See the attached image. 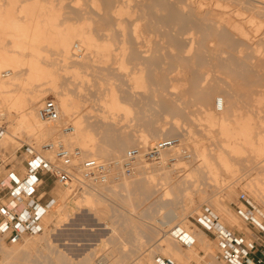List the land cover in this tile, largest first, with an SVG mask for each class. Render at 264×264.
Segmentation results:
<instances>
[{
	"label": "rangeland",
	"instance_id": "1",
	"mask_svg": "<svg viewBox=\"0 0 264 264\" xmlns=\"http://www.w3.org/2000/svg\"><path fill=\"white\" fill-rule=\"evenodd\" d=\"M5 1L6 0H0V3L2 2V4L5 5L7 4L8 0L6 1V3ZM24 1L22 2L24 3ZM26 1L28 2V0ZM26 1L25 3H27ZM56 1L58 4L56 3ZM65 1L66 0H54L55 3H53V0H43L41 3L42 5H44L43 3H46L47 6L49 5V3L53 5L55 4V7H59H56V9L57 11L60 10V15H62V12L66 11L65 14L61 16L62 18L59 17L61 19V22L69 21L70 23L67 22L68 24L79 25V23L82 24V22L84 23V21H86V24H92H89V28L87 27V29L85 30L94 36L93 38L95 39L97 44L102 43V41L104 40L108 42L110 48L106 52L96 51L93 49L86 50L84 47L76 43V46L79 47L82 51V54L79 56V58L83 56L81 57V59L83 60L80 61H89L91 64L86 62L87 65L84 68L83 66H85V64H82L83 62L81 63V66L79 65L80 61L71 60L75 62L74 67L79 65L77 67V70L79 69L78 75H80V77L82 78H80L79 76L76 77L74 74H72L70 68H67L69 69V71L67 70V72L64 71L65 69H63V66L61 65L52 68V72L54 74L57 73L58 75L57 84L59 85H57V90L55 91H53L52 89L50 90V88L52 87L48 88L49 85L47 84L43 86L40 83H38L39 85L33 83V89L37 90L38 88H42L40 90H43L45 93H43L44 98L42 99L37 111L46 99H52L58 105L56 101L58 93L61 94L62 92L63 94L64 91L65 94H68L71 91L69 95L73 96V98L76 99L79 105L78 107L81 110L78 111H80L81 117L84 121V125L89 126L96 132V152L99 154H104V157H102V161L120 159L127 149L134 146H143L144 148L151 146L155 142L160 140L158 138H154L158 135L165 136L164 139L176 138L179 140V145L176 148L172 149L174 151L170 150L162 154L161 158L164 157L167 160V163H165V165L163 162L159 165L150 161L143 160L141 165H144L145 163L146 165H149L148 169H146L145 171L144 169H138V166H136L135 174L133 176L123 177L121 179L119 178V180L115 184H111L109 182L106 185L100 184L99 186H91V188L86 190L88 192L90 191L91 193H93L92 195H94L90 197L89 203L81 201L73 202L74 199L78 200L81 198L80 195L82 194V192L79 194H75L74 192H72L68 196V205L65 208V217L62 222H60L57 226H52V224H47L49 220H44L45 233L43 232V234H40L41 236L38 235L39 237L34 236L35 238H25L23 241H20L19 245H21V251H24L26 248H28L26 249L27 251L25 250V252H23L25 255H27L25 257V255L23 256L21 252V260H18L14 263L79 264L81 263V259H84L86 264H98V262L102 264H147L148 262L150 264H154V260L156 257L169 258L163 255L158 250V244L161 238L165 239L173 247V249L179 253L181 258L189 256L190 253L195 256L194 253L196 252L199 257L196 256V260H192L191 264H218L215 261V243L212 242V238L206 230L207 227L200 220L201 207H210L220 217L224 225H227V227L233 228L240 233H245L250 227L237 216L238 209H242V206L238 202L239 194L245 193L252 206L254 208H257V210L263 214L264 202L255 199L250 193H248V191L244 187L246 183L245 179L247 177H255V170L244 173V171H247L248 168L239 161L236 163H230V166L226 169H223L220 163V166L217 164V160L215 158L216 156L213 154H216V152L220 151L225 152L226 154L227 149L223 151L224 149L222 147V149L220 150L222 142L218 140L217 136L215 139L214 136L216 134L205 133L206 131L204 130L208 129V126L205 127L206 123L204 120V115L208 112L207 110H211L210 115L212 117V123L215 124V129L219 128L218 125H220L221 123L228 127L237 129L239 126H242L244 124L243 120L249 119L251 124L253 142L257 144V135L264 137V65H262L264 64V5L259 3L258 6H260V4L262 6L258 7L256 6L257 2L255 3L254 1V3H251V1L253 2V0H233L234 2H232V0H193L192 3L195 5H191L190 2L187 3L188 0H117L119 2H117L116 0H92V2L91 0H79L78 2L76 0ZM86 1H89L90 3ZM96 1H98V3H96ZM215 1L216 3L217 1L218 3L221 2L224 7L226 6L225 9L227 10L228 8L227 13H230V15L232 14L234 16L239 12V14L241 15V21L240 18H238V15L234 17L231 16L229 18V21H231V23L228 20L226 21V23L228 22L234 25L236 22L238 23L240 21V23H242L243 30L247 33V38L249 37V39L243 38L242 35L241 37L238 36L239 33L236 34V30L234 29L233 31L230 24H228V26L225 23H222L218 26V24H215V22H212L210 19V21L207 20L209 18L207 10L214 7ZM239 1L244 5H242V3H239ZM259 1L264 2V0ZM19 2L21 3V0ZM114 2L116 3L114 4ZM199 2L202 4V6L204 5L205 7H203L204 9L202 8L203 18L201 16H197L196 12L194 13V10L196 9ZM124 4L126 7L124 6ZM207 4H210V7H208ZM96 5H98L100 8ZM109 6H111L112 8L115 6V9H112ZM103 7L106 9V11H104L105 9H103ZM224 7H222L221 9H224ZM255 7L261 9L259 10L257 8V11ZM95 8L98 13H96V11L94 10ZM98 8L100 10V13ZM109 8L112 10V13L114 11H118L119 9H124V11H122L123 15H121L122 13L120 14L121 16L116 15L114 14L115 12L113 14H111L110 12L109 14V11H111ZM246 8H248V10ZM75 10L76 12H78L79 10L78 15ZM235 10L237 11L236 13ZM125 11H127V13H125ZM219 11V9L215 10L214 19L216 16H220ZM254 11L256 12L254 13ZM71 12L75 13L73 16L76 19L71 16L73 14ZM87 12H93V14H88ZM105 12L108 14V17H106L107 14ZM257 12L260 13L256 15ZM242 13L243 15H245V17L242 15ZM99 14H102V16H99ZM126 14L127 16L129 15V20ZM204 15L207 16V18ZM117 16L118 18H116ZM84 17V21L83 19H79ZM249 17H252L251 19L255 20L258 19L257 21H259L260 24V26L258 25V29H256V23H258L257 21H254V26L252 23V25L250 23L248 24ZM201 19L203 20L201 21ZM115 20H118L117 22L119 25L117 24V22H115ZM216 20H218V17ZM110 23H113L114 26ZM99 25L101 27V31L104 29L102 32L98 31L100 29ZM117 25L119 26V29ZM135 25H138V27ZM96 26H98L99 29L96 28ZM208 26L210 27L209 29ZM248 27L250 30L248 29ZM140 30L142 31L140 32L141 34L139 33ZM187 32H190L193 35H188ZM225 32L227 33V35ZM143 33H145L146 35H142ZM213 33H215V36ZM229 34L235 35V37L232 35L230 36ZM144 36L146 37L144 38ZM189 36H191V38H189ZM221 36L223 37L222 40ZM216 38L218 39V41ZM228 38L229 40H227ZM237 39L239 40L237 41ZM147 40L149 43H147ZM191 41L194 43H192ZM145 42L148 46H145ZM225 42L228 43L225 44ZM210 44H213L211 45L212 47L210 46ZM220 44H222L223 47ZM46 46L44 47L48 48V46ZM188 46L189 49L187 51ZM214 47L217 50H215ZM241 47L244 49L242 50ZM210 48L213 49L210 50ZM50 49L51 50L49 51H51L52 53H49L48 49H45L48 52H42L44 56H46V54L48 53L47 58H50L53 55V52H55V50L53 51L51 47ZM184 50H186L188 53ZM193 50L194 52H192ZM258 50L260 52H258ZM50 54L52 55L50 56ZM103 55L109 56V62H107L106 65L102 64ZM54 56L58 57V55L56 54ZM54 56H52L51 58L56 59V57L54 58ZM121 58H124L123 62L126 66V72H118L117 70V66L119 64L118 62H120ZM189 58L192 59L190 60ZM181 59L183 61L184 59L187 60L183 62ZM137 60L141 61L139 62ZM189 61H193L191 63L193 66L189 64ZM182 62L184 65L182 64ZM185 63H188L191 66ZM108 64L109 67L105 68L108 66ZM156 64H158L160 67H158V65ZM171 64L174 66H171ZM175 64L177 67L178 64H180L179 67L182 65L181 69L189 66L186 69L184 68L188 73H185L187 74L185 76H188L189 72L193 70L192 72H194V76L192 75V72H190V77H200L196 80H194V78L192 77L193 79L191 78L192 80L190 81V78L188 76L189 80H186L184 82L182 81L185 85L187 83H190L187 84V86H184V84L178 80L173 81L172 83L170 82L172 85H174L175 83L176 88L179 87L178 89H180V91H177L178 93L172 90L175 95L181 94L182 96H187H185V98L183 97L184 99L180 102H171L168 106L164 101L165 95L167 94L166 91L168 90L167 88L169 87H165V89L164 86L167 84L168 86L170 85L169 81L166 82V84L165 81H167V79L169 80V78H174L171 75L177 76V72L180 68L177 70V72H175ZM69 65L71 66V64ZM140 65L141 67H138ZM256 66L258 68H260V66L261 68H263L257 69ZM190 67H193V69ZM166 68L167 71H165ZM188 68H190V70H188ZM169 69L172 71L170 73V77L168 78V72H170ZM198 69H203L201 70V74L203 72L206 73H204L202 76L200 72H197ZM153 70H155L156 72ZM160 70L162 72L165 71V76H156L155 74V77H165V80L162 79L165 84H163L164 86H158L157 82H153L155 78L154 73H162L160 72ZM183 72L186 71L183 70ZM259 72L263 75L261 74L260 76ZM4 74L6 73H3V75ZM196 74L198 75L195 76ZM178 76L177 77L179 78V80H181L180 75ZM74 77L78 79L76 80V78ZM130 77H141L142 84H144L142 85L143 87L131 90L130 86H132V83L130 84ZM73 79L75 80L73 81ZM155 79L157 81V78ZM200 80H202V83ZM127 81L129 82L127 83ZM179 83H182L181 87L183 88H180V85L177 86V84ZM70 85L72 87H70ZM111 89H115L120 95L131 93L130 95L133 96L132 103H130L132 106L129 107L130 114L126 117L120 114L116 125L112 123V119L103 120V116L100 115L102 111H104V103L107 100L105 94ZM122 91H124L125 93H122ZM171 93L172 92H170V95ZM175 95L172 97H176ZM217 98L222 99V111L226 113L225 115H220L221 111L219 112V110L215 109L214 102ZM61 118L62 116L60 115V119ZM62 122H64V124L68 123L66 121ZM238 123L241 124L239 125ZM68 124L73 126L71 123ZM44 125L46 129H52L55 134L52 137L47 138L45 141L42 140L43 142H36L32 138L27 139L26 134L23 133V131H19L17 134H15L16 141L12 146L7 145L6 143H4L6 141L1 140L0 148L3 149V158L5 159V164H8L9 167L12 168L17 169V166H19V168L22 167L23 169L24 166L21 165V161L26 157L24 154V148H26L27 146H30L40 152L41 147H43V145L49 141H55L58 139L62 140L64 138L68 140L66 136L63 137L64 135L61 136V134H59L60 128L58 125H50V123H45ZM52 125L58 128L55 129L56 127H53ZM0 127L3 128L5 134H8L9 124L4 119V117L0 118ZM58 129L59 132H57ZM143 135L147 136L146 140L149 141L148 143H146V145L145 141L140 138ZM202 135H204V137ZM208 136L209 138H207ZM214 140L218 142H215ZM201 141L203 142V144L201 143ZM199 145H204L205 150L207 147H209V149L207 148V150H210L211 153L210 151L207 152V150L205 151V153L207 154L210 162H215L213 163V165H215V169H220L216 182L212 181V178L208 177L207 174H205L203 171H199L197 169V164L199 163H197L198 160L196 157L197 155L195 147ZM72 147L80 148L78 146ZM213 149H217L218 151L216 150L215 152V150ZM80 150L82 151L81 148ZM248 150L250 149L248 148ZM181 151L189 154L190 158H183ZM173 152L176 153L175 155L178 154V156H175ZM245 154L246 156L249 155L248 152ZM228 155L229 154L227 153L225 157H227ZM213 156H215V159L211 161ZM229 158L227 157V159ZM0 170L3 174H5V169L3 168V166H1ZM160 170H167L166 173H168L169 177H167V174H165V172L164 174L162 171L160 172ZM177 170L179 172H177ZM155 171L160 175L162 173L161 177L164 175L163 180L165 179V176L167 177L166 179L170 178V184L176 182L178 183V185L175 187L169 185L171 186L169 187L171 195L166 200H162L160 198L161 193L160 191H157L158 186L156 188L154 187V185H152L151 187H147L145 185V181L147 182V175L152 173L155 176ZM174 172L177 173L175 174ZM242 173H244L245 175ZM178 174L182 176L178 177ZM220 174L221 177L219 176ZM242 175L244 177L246 175L248 176L243 179ZM158 177L156 176L157 179L160 178ZM160 179L161 181H163L162 178ZM112 185L114 186L111 187ZM228 185H231L230 187H232L233 189H235L234 191H236L235 196L233 195L234 197H232L233 199H226L225 197L224 192ZM66 189L67 187H62L57 184L43 188L42 192L49 193V191H51L50 193L53 197H55L57 205H60L61 200L58 198V193H61ZM147 190H150V192H148ZM217 201H224L226 207L229 208L231 215L222 216L220 213H218L214 206L215 202ZM170 214L174 216V220L172 221V223H170L169 226H164L163 223H165L167 219L169 220V217L171 218ZM260 221L264 223V215ZM185 226H188V228L192 229L194 234L201 233L202 235H204V245L206 246H200V243L196 241L193 246H195L197 250L195 252H191L190 248L181 246L180 244L175 242L172 237L169 236V231L172 230V228L179 227L182 228V230H185ZM164 233L165 236H163ZM36 237L38 238L36 239ZM28 239H32V241L28 242ZM32 242H34L35 244H33ZM1 243L7 249H11L13 246V244L11 243H4L0 240V244ZM31 243L33 246L30 245ZM27 244L28 246H26ZM209 246H211L214 250L213 254H210L209 250L207 249ZM24 247L26 248L24 249ZM23 257H25L26 259H24ZM143 260H146L148 262L146 263V261L144 262ZM172 261L174 264H186L181 260Z\"/></svg>",
	"mask_w": 264,
	"mask_h": 264
},
{
	"label": "bare ground",
	"instance_id": "2",
	"mask_svg": "<svg viewBox=\"0 0 264 264\" xmlns=\"http://www.w3.org/2000/svg\"><path fill=\"white\" fill-rule=\"evenodd\" d=\"M2 1V0H1ZM7 1V0H6ZM5 1V3H6ZM20 0H8L7 4H2V2L0 3V118L1 117H4V119L8 122L9 124V128H8V134H3L1 140H4L6 142L7 145H14L15 143V134H17L19 131H23V133L26 134V138L27 139H34L36 142L38 141H45L47 138L49 137H52L55 132L52 130V129H46L44 126V121H42L40 118H39V115H38V107L42 101V99L44 98V91L43 90H40L42 88H38L37 90L33 89L32 87H34L33 83H40L42 84L43 86L44 85H49V87H52L50 88V90L52 89L53 91L57 90V80H58V75L57 73H53L52 72V68L54 67H57V66H63V69H65L64 71L67 72V70L69 71V69L67 68H70V71L72 72V74H74L76 77H80L79 72L77 70V67L79 65H81V63L83 61H80V60H83L81 59V56L79 58V55L76 54V50H74V47L76 46V43H78L80 46L84 47L86 50H96V51H101V52H106L109 50L110 46L108 44L107 41H102V43L100 44H97L95 39L93 38L94 36L91 35L88 31H86L85 29H87V27L89 28V24L88 21L86 24V21H84L85 17L84 18H79V19H83L84 23L82 22V24L79 23V25H75V24H68L67 22H61L60 18L63 14H65V12H62V15H60V10L57 11L56 7L53 5V4H50L47 6L46 3H43L44 5H42V1L40 2L39 0H28L27 3H25L24 0H21V3L19 2ZM24 1V3L22 2ZM60 1V0H59ZM67 1V0H66ZM65 1V2H66ZM77 2L79 0H76ZM90 1V0H89ZM89 1H86V2H89ZM95 1V0H94ZM114 1V0H113ZM112 1V2H113ZM117 1V0H116ZM187 1V0H186ZM193 0H188V2L191 3V5H195L192 3ZM201 1V0H200ZM212 1V0H210ZM220 1V0H219ZM225 1V0H224ZM230 1V0H229ZM238 1V0H237ZM240 1H243V0H240ZM239 3H242L240 2ZM251 1V0H250ZM255 3L257 2V5H259V3H261L262 5H264V2L263 1H257V0H253V2L251 1V3ZM51 2V1H50ZM92 2V0H91ZM110 2V1H109ZM119 2V1H117ZM232 2H234L232 0ZM231 2V3H232ZM20 3V4H19ZM52 3V2H51ZM53 3L54 0H53ZM57 3V1H56ZM64 3V1H63ZM90 3V2H89ZM96 3H98V1H96ZM116 2H114L115 4ZM186 3V4H187ZM195 3V1H194ZM210 3V2H209ZM225 3V2H224ZM229 3V2H228ZM236 3V1H235ZM234 3V4H235ZM20 6H19V5ZM23 4V5H21ZM58 4V3H57ZM61 4V3H60ZM76 4V3H75ZM86 4V3H85ZM92 4V3H91ZM104 4V3H103ZM107 4V3H106ZM120 4V3H119ZM214 7L211 8V9H208L207 7V11H208V14L207 16L209 17L207 20L208 21H212V22H215V24H230L231 21H229L230 17L233 16L232 14L230 15V13H227V10L225 9V7L221 4V2L214 3ZM221 4V5H220ZM226 4V3H225ZM248 4V3H247ZM260 4V6H262ZM78 5V4H77ZM94 5V4H93ZM121 5V4H120ZM119 5V7H120ZM188 5V4H187ZM208 7H210V4H207ZM229 5V4H228ZM227 5V6H228ZM242 5H244L242 3ZM255 5V4H254ZM60 6V5H59ZM76 6V5H75ZM86 6V5H85ZM98 6V5H96ZM94 6V7H96ZM100 6V4H99ZM98 6V7H99ZM106 6V5H105ZM125 6V4H124ZM206 6V5H205ZM224 7V9H221L222 7ZM238 6V5H237ZM240 6V5H239ZM258 6V7H260ZM55 7V8H54ZM69 7V6H68ZM88 7V6H87ZM93 7V8H94ZM108 7V6H107ZM111 7V6H109ZM115 7V6H114ZM113 7V8H114ZM122 7V6H121ZM126 7V6H125ZM130 7V6H129ZM187 7V6H186ZM204 5L202 6V4L199 2L196 9L194 10V13L196 12V15L197 16H201L202 17V10L205 8H203ZM229 7V6H228ZM234 7V6H233ZM250 7V6H249ZM257 7V8H258ZM59 8V7H57ZM65 8V7H64ZM74 8V7H73ZM77 8V7H76ZM86 8V7H85ZM100 8V7H99ZM98 8V10H99ZM112 8V7H111ZM112 8V9H113ZM123 8V7H122ZM185 8V7H184ZM203 8V9H202ZM238 8V7H237ZM236 8V9H237ZM256 8V7H255ZM256 8V10H257ZM69 9V8H68ZM84 9V8H83ZM90 9V8H89ZM87 9V10H89ZM92 9V8H91ZM103 9H105L103 7ZM110 9V8H109ZM115 9V8H114ZM127 9V8H126ZM220 10L219 13H220V16H216L215 19H214V16H215V10ZM232 9V8H230ZM248 10V8H246ZM253 9V8H252ZM259 10L261 8H258ZM63 10V9H62ZM61 10V11H62ZM80 10V9H79ZM78 10V12H79ZM82 10V9H81ZM96 11V8L94 9ZM93 10V11H94ZM102 10V9H101ZM111 10V9H110ZM234 10V9H233ZM241 10V9H240ZM70 11V10H68ZM83 11V10H82ZM81 11V12H82ZM103 11V10H102ZM106 11V9L104 10ZM109 11V10H108ZM122 11H124V9H119L118 11H114L113 13L116 14V15H120L122 13ZM206 11V12H207ZM239 11V10H238ZM253 11V10H252ZM258 11V10H257ZM74 12V11H73ZM71 12V13H73ZM76 12V10H75ZM78 12L77 15H78ZM80 12V13H81ZM84 12V11H83ZM113 14L112 13V10L109 11V14ZM237 11L235 10V13ZM244 12V10H243ZM256 11H254L255 13ZM85 13V12H84ZM88 13V12H87ZM93 14V12H91ZM90 12L88 14H91ZM96 13H98V11H96ZM99 13H100V10H99ZM106 13V12H105ZM125 13H127V11H125ZM124 13V14H125ZM218 13V12H217ZM216 13V14H217ZM234 13V12H233ZM234 13V14H235ZM260 13V12H257L256 15ZM75 13H73L71 16H73ZM107 14V13H106ZM129 14V13H128ZM76 15V17H77ZM87 15V14H86ZM123 15V13L121 14ZM120 15V16H121ZM131 15V13H130ZM218 15V14H217ZM238 18H240V21H241V15L238 13H236V15L234 16H238ZM243 15V13H242ZM69 16V15H68ZM84 16V15H83ZM99 16H102V14ZM115 16V15H113ZM127 16V14H126ZM134 16V15H133ZM205 16V15H204ZM207 16H205L207 18ZM233 16V17H234ZM245 17V15H243ZM260 16V15H258ZM67 17V16H66ZM79 17V16H78ZM81 17V16H80ZM105 17V16H104ZM108 17V14L107 16ZM125 17V16H124ZM204 17V18H205ZM218 17V20H216ZM62 18V17H61ZM69 18V17H68ZM72 18V17H70ZM74 18V16H73ZM96 18V17H95ZM101 18V17H100ZM118 18V16L116 17ZM121 18V17H119ZM128 20L130 19L129 18V15L127 16ZM203 18V17H202ZM252 18V17H251ZM249 17V20H248V24L252 23L253 26H254V23L258 20H255V19H251ZM255 18V17H254ZM64 19V18H63ZM76 19V18H74ZM89 19V18H88ZM94 19V18H93ZM113 19V18H111ZM110 19V20H111ZM198 19V17H197ZM210 19V20H209ZM214 19V20H213ZM226 19V20H225ZM67 20H71V19H67ZM109 20V19H108ZM126 20V19H125ZM203 19H201L202 21ZM229 21L230 23H226V21ZM65 21V20H64ZM74 21V20H73ZM91 21V20H90ZM89 21V22H90ZM118 21V20H117ZM115 20V22H117ZM240 21L237 23H235L234 25L230 24V26L232 27V30L234 31V29L236 30V34L239 33L238 36L241 37V35L243 36V38H247V33L243 30V26H242V23H240ZM247 21V20H245ZM255 21V22H254ZM75 22V21H74ZM73 22V23H74ZM78 22V21H77ZM76 22V23H77ZM112 22V21H111ZM122 22V21H121ZM119 22V23H121ZM140 22V21H139ZM233 22V21H232ZM258 23L257 24V28L260 26L259 24V21H257ZM70 23V22H69ZM72 23V21H71ZM99 23V22H98ZM205 23V22H204ZM208 23V22H207ZM261 23V22H260ZM94 24V23H93ZM96 24V23H95ZM102 24V23H101ZM111 24V23H110ZM118 24V22H117ZM209 24V23H208ZM214 24V23H213ZM251 24V25H252ZM262 24V23H261ZM92 25V24H90ZM113 25V23L111 24ZM119 25V24H118ZM117 25V26H118ZM140 25V24H139ZM225 25V26H226ZM247 25V24H246ZM259 25V26H258ZM114 26V25H113ZM138 27V25H135ZM211 26V25H210ZM213 26V25H212ZM223 26V25H222ZM229 26V25H228ZM100 27V25H99ZM190 27V26H189ZM217 27V25H216ZM230 27V28H231ZM96 28H98V26H96ZM210 27L208 26V29ZM219 28V27H218ZM221 28V27H220ZM227 28V27H226ZM229 28V27H228ZM99 29V28H98ZM118 29H119V26H118ZM207 29V28H206ZM224 29V27H223ZM249 29V27H248ZM253 29V27H252ZM255 29V30H256ZM104 30V29H103ZM102 30V31H103ZM144 30V28H143ZM250 30V29H249ZM98 31H101V27ZM101 31V32H102ZM106 31V30H105ZM123 31V30H122ZM136 31V30H135ZM216 31V30H215ZM213 31V32H215ZM219 31V29H218ZM217 31V32H218ZM247 31V30H246ZM100 32V33H101ZM142 32L141 30L139 31V33ZM222 32V31H220ZM251 32V31H250ZM258 32V31H257ZM106 33V32H105ZM188 33V32H187ZM226 33V32H225ZM224 33V34H225ZM230 33V32H229ZM249 33V32H248ZM255 33V32H254ZM108 34V33H107ZM141 34V33H140ZM145 33H143L142 35H144ZM191 34L190 32L188 33V35ZM214 36H215V33H213ZM257 34V33H256ZM137 35V34H136ZM146 35V34H145ZM193 34H191L192 36ZM195 35V34H194ZM218 35V34H217ZM221 35V34H220ZM219 35V36H220ZM227 35V33H226ZM230 36L232 34H229ZM105 36V34H104ZM109 36V35H108ZM135 36V35H134ZM141 36V35H140ZM139 36V37H140ZM150 36V35H149ZM187 36V34H186ZM191 36H189V38H191ZM218 36V37H219ZM224 36V35H223ZM235 37V35H232ZM236 36V37H238ZM146 36H144L145 38ZM222 37V36H221ZM142 38V37H141ZM143 38V39H144ZM140 39V38H138ZM151 39V38H149ZM196 39V38H195ZM217 39V38H216ZM223 39V37L221 38V40ZM226 39V38H225ZM233 39V37H232ZM249 39V37L247 38ZM253 39V38H252ZM146 40V39H145ZM144 40V41H145ZM193 40V39H192ZM220 40V39H219ZM229 40V38L227 39ZM239 39H237L238 41ZM257 40V39H256ZM136 41V40H135ZM143 41V40H141ZM152 41V40H150ZM189 41V40H188ZM194 41V40H193ZM210 41V40H209ZM218 41V39H217ZM247 41V40H246ZM140 42V41H139ZM192 42V41H191ZM214 42V41H213ZM222 42V41H221ZM231 42V41H230ZM144 43V42H143ZM147 43L148 40H147ZM151 43V42H150ZM189 43V42H188ZM187 43V44H188ZM194 43V42H192ZM212 43V42H211ZM218 43V42H217ZM224 43V42H223ZM228 43V42H225V44ZM232 43V42H231ZM146 44V42H145ZM144 44V45H145ZM242 44V43H240ZM251 44V43H250ZM48 46V48H45L44 46ZM143 45V46H144ZM190 45V44H189ZM192 45V44H191ZM213 45V44H210V46ZM219 45V44H217ZM216 45V46H217ZM222 46V44H220ZM229 45V44H227ZM246 45V44H245ZM46 46V47H47ZM140 46V45H139ZM145 46H148L147 44ZM151 46V44H150ZM185 46V45H184ZM194 46V44H193ZM208 46V45H206ZM219 46V47H221ZM225 46V45H224ZM44 47V49H43ZM50 47L52 48V50L55 52H53V55L50 54V56H54L55 54L58 55V57L54 56V58L56 57V59H53V58H47V54L46 56H44V54L42 52H48L50 49ZM212 47V46H211ZM223 47V46H222ZM143 48V47H141ZM184 48V47H183ZM194 48V47H193ZM218 48V47H217ZM225 48V47H224ZM242 48V47H241ZM239 48V49H241ZM254 48V47H253ZM48 49V51L46 50ZM189 49V46L187 48V51ZM191 49V47H190ZM213 49V48H210V50ZM215 50H217L215 47H214ZM238 49V50H239ZM244 48H242L243 50ZM256 49V48H255ZM45 50V51H43ZM209 50V49H208ZM253 50V49H252ZM186 51V50H184ZM183 51V52H184ZM186 51V52H187ZM219 51V50H218ZM51 51H49L50 53ZM82 52V51H81ZM194 52V50L192 51ZM210 52V51H209ZM213 52V50H212ZM216 52V51H214ZM254 52V51H253ZM258 52H260L258 50ZM52 53V52H51ZM185 53V52H184ZM183 53V55H184ZM188 53V52H187ZM211 53V52H210ZM240 53V52H239ZM43 54V55H42ZM192 54V53H191ZM254 54V53H252ZM194 55V54H193ZM256 55V54H255ZM123 57V55H122ZM190 57V56H189ZM143 58V57H142ZM182 58V57H181ZM185 58V57H184ZM53 59V60H52ZM109 59V56L108 55H103L102 57V64H107V62ZM124 59V58H123ZM123 59L121 58L120 59V62H118V66H117V70L118 72H124L126 69H125V63L123 62ZM136 59V58H135ZM190 59V58H189ZM192 59V58H191ZM190 59V60H191ZM71 60H77V61H80L79 65L74 67V64L75 62L71 61ZM86 60V59H85ZM177 60V59H176ZM182 60V59H181ZM187 60V59H184V61ZM260 60V58H259ZM258 60V61H259ZM76 61V62H77ZM119 61V60H118ZM139 61V60H137ZM135 61V62H137ZM141 61V60H140ZM139 61V62H140ZM167 61V60H166ZM183 61V60H182ZM183 61V62H184ZM209 61V60H208ZM254 61V60H253ZM72 62V63H71ZM85 62V61H84ZM82 63V64H85V66H83L84 68L86 67L87 63H90L89 61H86L85 63ZM92 62V61H91ZM96 62V61H94ZM134 62V61H133ZM181 62V61H180ZM182 62V64H183ZM187 62V61H186ZM190 62V61H189ZM193 62V61H192ZM192 62H190L189 64H191ZM257 62V61H255ZM262 62V61H260ZM78 63V62H77ZM178 63V62H176ZM71 64V66L69 65ZM91 64V63H90ZM110 64V63H109ZM109 64L107 67L105 68H108L109 67ZM142 64V63H140ZM150 64V63H149ZM155 64V63H154ZM153 64V65H154ZM167 64V62H166ZM174 64V63H173ZM181 64V63H180ZM178 64V67H174L176 68V70H174L175 72H177V76L180 75V79L179 80V76H173L171 75V71L169 69L170 72L169 73V76H167L168 78L170 77V75L174 78H169V80L167 79V81H165V84L166 82L169 81V86L168 84L165 85L163 80L165 77L161 78V77H155V74L156 76H163L165 74V71H167V68L164 72H162L160 70V72L162 73H154V77L157 78V81L156 79L154 78V81L153 82H157L158 83V86H164V88L166 87H169L167 88L169 90V93H168V90L166 91V95H165V103L169 106V104L173 101H176L177 102H180L181 100H183L185 98V96L187 95H181V94H177L175 95L174 91H180V89H178L179 87L176 88L175 86V83L174 85H172L171 83L173 81H180V82H184L186 80H189L190 78V81L194 78V72H192V77H190V72H189V78L188 76H185L187 75V70H185L187 67L191 66L189 65L188 63H185V64H188L189 66L187 67H184L183 69H181L182 65L179 67ZM252 64V63H251ZM258 64V63H257ZM260 64V63H259ZM262 64V63H261ZM139 65V64H138ZM158 65V64H156ZM184 65V64H183ZM206 65V64H205ZM204 65V66H205ZM264 65V64H262ZM67 66H70V67H67ZM82 66V65H81ZM137 66V65H136ZM143 66V65H142ZM148 66V65H147ZM152 66V65H151ZM170 66V65H169ZM171 66H174L171 64ZM193 66V65H192ZM198 66V65H197ZM196 66V67H197ZM255 66V65H254ZM82 67V68H83ZM138 67H141L138 66ZM158 67H160L158 65ZM163 67V66H162ZM164 67H165V64H164ZM257 67V66H256ZM254 67V68H256ZM72 68V69H71ZM81 68V67H80ZM170 68V67H169ZM193 69V67H190ZM190 68H188V70H190ZM198 68V67H197ZM200 68V67H199ZM205 68V67H204ZM203 68V69H204ZM209 68V66H208ZM251 68V67H250ZM261 68V66H260ZM257 67V69H260ZM263 68V67H262ZM261 68V69H262ZM159 69H162V68H159ZM201 69V70H203ZM104 70V69H103ZM108 70V69H107ZM186 71V72H183ZM196 70V68H195ZM199 70V69H198ZM197 72H200L201 74V70H199ZM208 70V69H206ZM155 71V70H153ZM159 71V70H158ZM210 71V70H208ZM261 71V70H260ZM78 72V73H77ZM126 72V71H125ZM156 72V71H155ZM3 73H6L3 75ZM187 73V74H185ZM206 73V72H203L201 75L203 76V74ZM209 73V72H208ZM260 73V72H259ZM77 74V75H76ZM126 74V73H125ZM134 74V73H133ZM167 74V73H166ZM174 74V73H173ZM199 74V75H200ZM213 74V73H212ZM262 73H260V76H261ZM73 75V76H74ZM198 74H196L195 76H197ZM206 75V74H205ZM204 75V76H205ZM259 75V74H258ZM263 75V74H262ZM7 76V77H6ZM165 76V75H164ZM182 76V78H181ZM5 77V79H4ZM74 77V78H76ZM200 77V76H199ZM197 77V78H199ZM82 78V77H80ZM79 78V80H80ZM188 78V79H187ZM192 78V79H191ZM197 78H194V80H196ZM204 78V77H203ZM262 78V77H261ZM78 78H76L77 80ZM183 79V80H182ZM201 79V78H200ZM207 79V78H206ZM209 79V77H208ZM72 80V79H71ZM75 79H73L74 81ZM83 80V79H82ZM81 80V81H82ZM153 80V78H152ZM165 80V79H164ZM205 80V79H204ZM72 81V82H73ZM129 81H130V84L132 83V86H130L131 90H134V89H139V88H142L144 84H142V81H141V77H130L129 78ZM127 81V83L129 82ZM132 81V82H131ZM177 81V82H178ZM190 81H187V82H190ZM201 83H202V80H200ZM208 81V80H207ZM217 81V80H216ZM44 84H43V83ZM171 82V83H170ZM176 82V83H177ZM182 82V83H183ZM185 82V83H187ZM59 83V82H58ZM69 83V82H68ZM71 83V81H70ZM74 83V82H73ZM121 83V81H120ZM182 83H179L177 84V86L180 85V88H183L181 87L182 86ZM241 83V82H240ZM75 84V83H74ZM78 84V83H77ZM156 84V83H155ZM164 84V85H163ZM184 84V83H183ZM187 84H190V83H187ZM187 84L184 86H187ZM192 84V82H191ZM205 84V83H204ZM39 85V84H38ZM68 85V84H67ZM76 85V84H75ZM119 85V84H118ZM122 85V84H121ZM124 85V84H123ZM126 85V84H125ZM157 85V84H156ZM239 85V83H238ZM27 86V87H26ZM41 86V85H40ZM78 86V85H77ZM128 86V84H127ZM175 86V87H174ZM197 86V85H196ZM37 87V86H36ZM35 87V88H36ZM70 87H72L70 85ZM68 88V87H67ZM165 88V89H166ZM241 88V87H240ZM59 89V88H58ZM171 89V91H170ZM121 90V89H120ZM125 91V90H124ZM122 91V93L124 92ZM182 91V90H181ZM184 91V90H183ZM61 92V91H60ZM66 92V91H65ZM71 92V91H70ZM69 92V93H70ZM170 92L172 96H176V97H172L170 95ZM200 92V91H199ZM57 93V91H56ZM54 93V94H56ZM68 93V92H67ZM68 94H65L64 91H63V94L61 92V94L58 93L57 95V103H58V108H59V112H60V115L62 116L61 118V121H66L68 123H71L73 126V132L70 133V134H67V135H64L63 137H67V139H62V141H64V144L66 146H69V147H72V146H78L82 149V151L85 153V156H88V157H91L93 159H96V160H100L102 161V157H104V154H99L96 152V143H95V140H96V132L91 129L89 126H85L84 125V121L81 117V114H80V108L78 107V103L76 101L75 98H73V96H70ZM121 93V92H120ZM125 93V92H124ZM130 93V92H129ZM160 93V92H159ZM178 93V92H177ZM180 93V92H179ZM45 94V93H44ZM52 94V93H51ZM131 94V93H130ZM130 94H124V95H120L118 93V91H116L115 89H111L110 91H108L105 96L107 97V100L106 102L104 103V111H102V113L100 115L103 116V120H108V119H112V123L114 125H116L118 119H119V116L120 114L124 115L125 117L128 116L130 114V109L129 107H131L132 105L130 103H132V100H133V96H131ZM53 95V94H52ZM72 95V94H71ZM182 97H181V96ZM46 96V95H45ZM54 96V95H53ZM136 97V96H135ZM184 97V98H183ZM175 98V99H174ZM208 100V99H207ZM205 102V101H203ZM137 103V102H136ZM215 103V102H214ZM206 104V103H205ZM208 104V103H207ZM42 105V104H41ZM223 105V104H222ZM207 106V105H206ZM84 107V106H83ZM82 109V108H81ZM216 109V108H215ZM80 110V111H78ZM208 111V112H207ZM204 115V120H205V127H207L208 129L204 130L206 131L205 133L207 134H216L214 137L216 139V136L218 138V140L220 142H222L220 145V150L222 149L223 147V151H225L227 149V153L229 154L227 157L229 159H227V157H225L227 155V153L225 154V152H216L217 149H213L215 150L216 154H213L215 156L212 157V160L216 158L217 160V164L219 165V163L222 165L221 167H223V169H226L227 167L230 166V163H236V162H241L243 165H245V167L248 168L247 171H244V173L248 172V171H253L255 170L256 171V175L254 174L255 177H247L248 175H246L245 177L243 176V179H245V189L248 191V193H250L255 199H258L262 202H264V137L260 136V135H257V144H255L253 142V136H252V130H251V124H250V120L249 119H245L243 120L244 124L242 126H239L237 129L233 128V127H228L226 125H224L223 123H221L219 126V128L215 129L214 128V123H212V117L210 115V112L211 110H207ZM221 111V112H220ZM220 115H225L226 113L222 111V108L220 110ZM218 113V112H217ZM104 114H107V115H104ZM219 114V113H218ZM63 119V120H62ZM64 124V122H63ZM62 124V125H63ZM239 125L241 123H238ZM51 125V124H50ZM46 126H49V125H46ZM53 126V125H52ZM53 127H56V126H53ZM58 127H56L55 129H57ZM214 128V129H212ZM202 131V130H201ZM59 132V129L58 131ZM203 133V132H202ZM60 134V133H59ZM205 135V134H204ZM204 135H202L204 137ZM62 136V135H61ZM155 136V135H154ZM153 136V137H154ZM211 136V135H209ZM209 136L207 138H209ZM62 137V138H63ZM152 137V138H153ZM165 136H162V135H158V136H155L154 138H158L160 140L164 139ZM141 139H143L145 141V145L146 143H148L149 141L146 140L147 136L143 135L140 137ZM213 138V136H212ZM211 138V140H212ZM0 140V141H1ZM42 141V142H43ZM215 141V140H214ZM215 142H218V141H215ZM201 143L203 144V142L201 141ZM22 144V143H21ZM38 147V146H37ZM207 147V146H205ZM79 148V149H80ZM209 149V147H207ZM206 148V150H207ZM214 148V147H213ZM217 148V147H216ZM219 148V146H218ZM248 148L250 150H248ZM195 150H196V157H197V169L199 171H203L205 174H207L208 177H211L212 178V181L216 182V180L218 179V174L220 172V169L217 170L215 169V165H213V163L215 162H210L207 154L205 153V148H204V145H199V146H196L195 147ZM37 151V150H36ZM174 151V150H172ZM177 151V149H176ZM210 151V150H207V152ZM218 151V150H217ZM215 152H212V153H215ZM248 152V156H246L245 153ZM165 153V152H164ZM174 153V152H173ZM211 153V151H210ZM209 153V154H210ZM231 153V154H230ZM44 154V153H43ZM176 153H174L175 155ZM245 154V155H244ZM46 157H50V154L48 152H46L44 154ZM212 155V154H211ZM231 155V156H230ZM244 155V156H243ZM169 156V155H168ZM172 156V155H171ZM175 156H178L175 155ZM215 157V158H214ZM162 157V162L164 163H167L166 161V158ZM170 160V159H169ZM219 160V162H218ZM142 161L139 162L137 164V168L138 169H144V171L146 169H148V164L146 165V163L143 165H141ZM178 165V164H177ZM163 166V165H162ZM172 166V165H171ZM179 166V165H178ZM220 166V165H219ZM174 167V166H173ZM176 167V166H175ZM180 167V166H179ZM244 167V168H245ZM153 168V167H151ZM160 168V167H159ZM219 168V167H218ZM178 169V167H177ZM242 169V168H240ZM246 169V168H245ZM222 170V169H221ZM162 170H160L161 172ZM150 172V171H149ZM159 172V173H160ZM163 174L165 172V174H167V177L168 176V173L167 170L166 171H162ZM169 172V171H168ZM177 172H179L177 170ZM176 172V173H177ZM25 173V168H24V172L22 173L21 176H23ZM118 172L117 171H114L111 178H110V183L111 184H115L119 178H118ZM156 174H158V172H154ZM175 173V172H174ZM175 173V174H176ZM242 173V174H244ZM146 174V173H145ZM152 174V173H151ZM148 174L147 175V182L145 181V185L147 187H151L152 185H154V187L157 188V191H160L161 193V196L160 198L162 200H166L168 199V197L171 195V192L169 191V187H175L178 185V183H172L170 184L171 182V179L168 178L166 179L167 177L165 176V179L163 180L164 178V175L161 177L160 174L156 175L155 176L152 174ZM181 174V173H180ZM178 174V177L182 176ZM248 174V173H247ZM160 175V176H159ZM245 175V174H244ZM146 176V175H145ZM156 176L162 178L163 181H161V179H157ZM221 177V174L219 175ZM145 178V177H144ZM185 178V177H184ZM225 178V177H224ZM158 181H157V180ZM176 179V178H175ZM182 179V178H181ZM176 181V180H175ZM210 183V182H209ZM212 183V182H211ZM143 184V183H142ZM158 184V185H157ZM100 184H98L99 186ZM141 185V184H140ZM144 185V186H145ZM171 185V186H169ZM95 186V185H93ZM114 185H112L111 187H113ZM231 186V185H230ZM229 185L227 186L226 190H225V197L226 199H231L232 197L235 196V193L236 191H234L235 189H233L232 187H230ZM145 187V188H147ZM91 188L88 187V188H84L83 191H82V194L80 195L81 198L80 199H74L73 202H85V203H89L90 201V197L91 196H94L92 195L93 193H91L90 191H86L87 189ZM143 188V187H142ZM69 188H67L65 191L61 192V193H58V198L61 200V204L60 205H57V203L54 205V207L51 209V210H48L46 212V214L43 216L42 218V222L43 224L45 223L44 220L47 219V224H52V226H57L60 222H62V220L64 219L65 217V208L66 206L68 205L67 203V200H68V196L73 192L72 190L70 191V189L68 190ZM150 189V188H149ZM155 189V188H154ZM156 190V189H155ZM54 191V189H53ZM148 191V190H147ZM145 191V192H147ZM86 192V193H85ZM150 192V190L148 191ZM185 192V191H184ZM76 194V193H75ZM234 195V196H233ZM76 196V195H74ZM75 198V197H74ZM233 199V198H232ZM73 200V199H72ZM76 200V201H75ZM257 200V201H258ZM259 201V202H260ZM215 206V209L218 211V213H220L222 216H229L231 215V212L229 210V208L226 207V204L224 201H217L215 202L214 204ZM213 210V209H212ZM214 211V210H213ZM251 212V215L257 220V221H260L261 218L263 217V213H261L260 211L257 210V208H254L253 211H250ZM169 216V215H168ZM171 218L169 217V220L167 219V221L165 223H163L164 226H169L170 223H172V221L174 220V216L172 214H170ZM201 216V215H200ZM238 216V215H237ZM219 217V216H218ZM234 217V216H233ZM239 219H241L239 216H238ZM220 219V217H219ZM243 222L244 220L241 219ZM188 222V221H187ZM220 223L223 225V226H226L227 225H224L222 220L220 219ZM233 223V222H232ZM245 223V222H244ZM192 224V223H191ZM193 225V224H192ZM243 226V225H242ZM230 228V227H228ZM182 230V228H180ZM230 229H233V228H230ZM47 231V230H46ZM185 233H187L190 237H192L195 242L198 241L200 243V246H203L204 245V242H205V239H204V235H202L201 233H197V234H194L192 229L188 228V226H185V230H183ZM43 232L45 233V229L43 230ZM43 232L41 234H43ZM50 234V233H49ZM41 236V235H39ZM38 236V237H39ZM165 236V233L164 235ZM36 237V239L38 238ZM35 238V237H34ZM2 241V240H1ZM31 240L28 239V242H31ZM27 242V241H26ZM35 242V241H34ZM34 242H32L33 244H35ZM32 243L30 244L31 246ZM172 243V242H171ZM25 244V243H24ZM23 245V244H22ZM28 246V244L26 245ZM30 246V247H31ZM206 246V245H204ZM21 245H19V242L17 243H13V246L11 249H7L6 247H4L2 245V243L0 244V257H1V260H0V264H16L14 262L18 261V260H21L20 258H22V254L23 256L25 255L23 252H25L26 247H24V251L22 250L21 251ZM32 248V247H31ZM207 248V247H206ZM35 249V248H34ZM210 252V254H213L214 253V250L212 249L211 246H209L207 248ZM30 250V249H29ZM158 250L165 256L169 257L170 259L172 260H177V261H183L184 263L186 264H191V261L192 260H196V256L199 257L198 254H196V247L195 246H192L190 247V251L191 252H195V256L193 254L190 253L189 256H185L184 258H181V256L179 255V253L173 249V247L165 240V239H161L160 238V242L158 244ZM27 251V250H26ZM22 252V254H21ZM30 252V251H29ZM157 253V252H156ZM27 255V254H26ZM25 255V257H26ZM107 256V255H106ZM25 257H23L24 259H26ZM104 257V256H103ZM146 257V256H145ZM148 257V256H147ZM106 258V257H105ZM148 259V258H147ZM149 260V259H148ZM23 261V260H22ZM144 261V260H143ZM146 261V260H145ZM144 261V262H145ZM81 263L79 264H86L85 260L84 259H81L80 261ZM148 261H146L147 263ZM149 263V262H148ZM147 263V264H148ZM150 264V263H149Z\"/></svg>",
	"mask_w": 264,
	"mask_h": 264
},
{
	"label": "built area",
	"instance_id": "3",
	"mask_svg": "<svg viewBox=\"0 0 264 264\" xmlns=\"http://www.w3.org/2000/svg\"><path fill=\"white\" fill-rule=\"evenodd\" d=\"M74 50L77 55L82 54L79 47L75 46ZM214 106L220 111L222 99L217 98ZM38 115L45 123L58 125L61 135L73 132L70 124L61 121L58 105L52 99L42 103ZM3 134L4 130L0 127V140ZM178 145V139L165 138L145 148L131 147L120 159L109 161L86 157L79 148L66 146L60 139L45 143L40 152L27 146L24 148L26 157L21 161L24 175L21 176L16 168L0 175V240L13 244L43 232L45 225L42 218L56 204L51 191L42 192L46 182L67 187L79 194L84 188L108 184L114 171L118 172L120 179L133 176L135 167L143 160L160 165L162 154ZM46 152L50 157L44 155ZM181 153L183 158H190L186 152ZM1 166H9L5 164L2 148ZM238 202L242 209H238L237 214L250 227L245 233L223 226L210 207H201L200 220L215 243V261L218 264H264V223L251 215L254 207L245 193L239 194ZM169 236L185 248L195 244V240L179 227L172 228ZM154 264L174 263L169 258L156 257Z\"/></svg>",
	"mask_w": 264,
	"mask_h": 264
},
{
	"label": "crops",
	"instance_id": "4",
	"mask_svg": "<svg viewBox=\"0 0 264 264\" xmlns=\"http://www.w3.org/2000/svg\"><path fill=\"white\" fill-rule=\"evenodd\" d=\"M1 169V168H0ZM5 170H4V172H5V174L8 172V171H10V170H14L15 168H12V167H9V166H7L6 168H4ZM23 170H24V168L22 169V167L21 168H19V167H17V171L19 172V174H22L23 173ZM0 175H4L2 172H1V170H0ZM51 184L50 183H45V185L42 187V189L43 188H45V187H48V186H50ZM47 193V192H46Z\"/></svg>",
	"mask_w": 264,
	"mask_h": 264
}]
</instances>
